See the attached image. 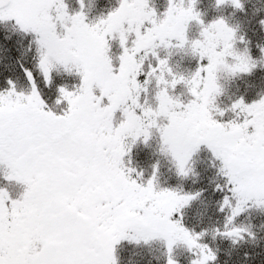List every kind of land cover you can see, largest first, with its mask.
<instances>
[{
  "label": "snow or ice",
  "instance_id": "1",
  "mask_svg": "<svg viewBox=\"0 0 264 264\" xmlns=\"http://www.w3.org/2000/svg\"><path fill=\"white\" fill-rule=\"evenodd\" d=\"M197 3L168 0L158 14L149 0H119L89 23L85 0L75 9L66 0H0V25L31 37L26 51L35 61V74L21 65L27 88L8 78L0 90V181L20 189L14 196L0 186V264H120L119 246L153 242L162 244L165 264H180L181 247L190 264H218L210 234L233 246L257 241L237 221L264 211V96L227 108L217 100L222 73L264 70V45L254 57L239 25L223 17L205 25ZM215 6L245 10L244 0ZM192 22L200 32L190 40ZM259 25L264 31V19ZM186 47L197 61L188 77L159 53ZM41 83L52 92L47 99ZM178 86L187 102L173 94ZM227 113L234 118L224 122ZM154 137L170 165L166 179L159 159L147 176L133 166L134 149ZM202 146L216 170L209 183L222 196L223 222L197 231L186 225V210L206 189L183 185L201 175Z\"/></svg>",
  "mask_w": 264,
  "mask_h": 264
},
{
  "label": "trees",
  "instance_id": "2",
  "mask_svg": "<svg viewBox=\"0 0 264 264\" xmlns=\"http://www.w3.org/2000/svg\"><path fill=\"white\" fill-rule=\"evenodd\" d=\"M71 8H78L76 0H66ZM179 2V0H177ZM150 6L155 8L159 13L168 7V0H149ZM244 12L234 11L231 7L216 8L215 0H198L197 11L201 13L205 25L215 19L223 17L230 25H239L241 34H246V38L252 43V55L259 58L257 44L264 45V31L261 30L259 20L264 19V0H244ZM85 11L88 15L93 16L95 20L106 15L108 11L119 6V0H85ZM187 6V0H185ZM200 26L192 22L188 27V36L192 40L199 38ZM10 39H5V37ZM28 39L19 33H16L14 25L9 23L0 25V90L6 87L5 81L11 78L18 83V87L27 88V81L24 71L21 68L32 70L35 74V61L32 54L26 51ZM116 47V46H115ZM161 57L170 56V66L177 74H183L188 77L197 67V61L191 55L190 50L184 49H159ZM153 63H155L153 61ZM147 68V62L145 64ZM61 81L58 78L56 83ZM219 83L223 88V95L218 97L217 103L222 108H227L232 102L243 98L245 103H252L264 96V70L257 69L252 75L237 76L235 78L227 74H221ZM42 94L47 99L52 92L43 88L41 83ZM154 91V88H153ZM187 102L190 97L183 86H178L173 93ZM234 118L233 114L227 113L223 118L226 122ZM219 119V118H218ZM242 119V118H241ZM158 140L153 138L149 148L139 145L134 149L132 158L133 166L143 169L147 176L151 172V165L160 160L161 169L166 179L170 174L167 169L170 165L157 155L156 146ZM211 153L205 148H201L196 158L195 167L201 174L196 178V182H187L183 185L185 190L206 189L204 197L196 201L186 210V225L200 231L202 228L211 229L219 221L222 226L223 214L217 211L216 202L222 199L220 193H214L212 188L214 184L209 181L216 179V170L211 167ZM219 182V181H218ZM173 187L177 186L176 181L169 182ZM2 184H0L1 186ZM237 223H243L244 226H251V230L256 233L257 241L242 242L233 246L228 241L217 239L212 241L211 234L206 242L214 249H219L218 264H264V211L252 209L239 217ZM162 244L153 242L149 245H127L122 244L117 249L120 264H165L164 248ZM247 254V258L245 257ZM176 256L180 264H190L193 258L184 248H178Z\"/></svg>",
  "mask_w": 264,
  "mask_h": 264
},
{
  "label": "rangeland",
  "instance_id": "3",
  "mask_svg": "<svg viewBox=\"0 0 264 264\" xmlns=\"http://www.w3.org/2000/svg\"><path fill=\"white\" fill-rule=\"evenodd\" d=\"M71 8V7H70ZM166 10V9H165ZM164 10V11H165ZM163 11V12H164ZM96 20L94 19V17L93 16H90L89 17V20L87 21V22H89V23H92V22H95ZM189 37V39L190 40H192V37H191V35H189L188 36ZM116 46V47H115ZM119 52H120V50H119V46H118V44L117 43H113V46H112V52H111V55H112V58H113V61L114 62H117L118 63V61L116 60V58L118 57V55H119ZM202 148H203V146H202ZM166 161V160H165ZM167 162V161H166ZM168 163V162H167ZM0 184H2L1 186H7V185H5L4 184V182L3 181H0ZM7 187H9V190L13 193V195L15 196V195H17L18 193H19V191H20V189L18 188V187H16V186H7ZM161 248H163V246H161Z\"/></svg>",
  "mask_w": 264,
  "mask_h": 264
}]
</instances>
